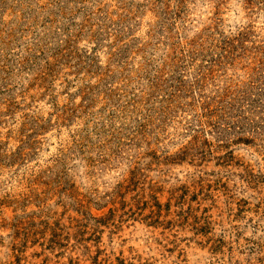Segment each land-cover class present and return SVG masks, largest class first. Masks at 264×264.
<instances>
[{"label":"rangeland","instance_id":"374dc122","mask_svg":"<svg viewBox=\"0 0 264 264\" xmlns=\"http://www.w3.org/2000/svg\"><path fill=\"white\" fill-rule=\"evenodd\" d=\"M0 264H264V0H0Z\"/></svg>","mask_w":264,"mask_h":264}]
</instances>
